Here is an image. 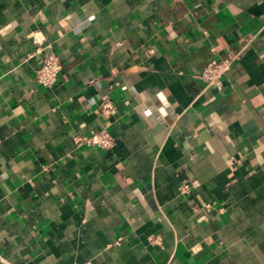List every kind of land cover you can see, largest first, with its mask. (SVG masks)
<instances>
[{
  "label": "crops",
  "instance_id": "obj_1",
  "mask_svg": "<svg viewBox=\"0 0 264 264\" xmlns=\"http://www.w3.org/2000/svg\"><path fill=\"white\" fill-rule=\"evenodd\" d=\"M85 263L264 264V0H0V264Z\"/></svg>",
  "mask_w": 264,
  "mask_h": 264
},
{
  "label": "built area",
  "instance_id": "obj_2",
  "mask_svg": "<svg viewBox=\"0 0 264 264\" xmlns=\"http://www.w3.org/2000/svg\"><path fill=\"white\" fill-rule=\"evenodd\" d=\"M231 64L232 59L213 58L201 70L199 77L208 86L214 85L218 88H222L223 76L230 69ZM61 68L62 62L60 57L55 52L47 53L43 59L42 65L37 70L38 81L46 87L51 86L56 81ZM75 139L78 143H85L87 145L97 146L106 150H111L116 146L114 136L105 129L93 133L85 139L80 136H76ZM190 191L191 186L187 182L182 183L179 187V193L181 195H187ZM203 204L207 210L212 209L214 206L213 202H205Z\"/></svg>",
  "mask_w": 264,
  "mask_h": 264
}]
</instances>
